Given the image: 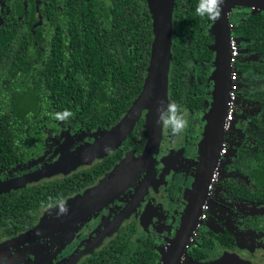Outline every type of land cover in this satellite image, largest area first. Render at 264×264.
Returning a JSON list of instances; mask_svg holds the SVG:
<instances>
[{"label":"flooded vegetation","instance_id":"1","mask_svg":"<svg viewBox=\"0 0 264 264\" xmlns=\"http://www.w3.org/2000/svg\"><path fill=\"white\" fill-rule=\"evenodd\" d=\"M92 1H106L110 5L108 0H0V30L14 14L13 27L18 31L16 41L30 43L27 48L22 44V48H25L29 58L33 57L36 64H44L47 58L56 53L70 59L78 49L86 46L90 50L91 45L87 38L81 40L77 36L75 39V32L66 18L70 15L69 9L74 6L77 9L91 7ZM131 2L134 4L126 3V9L136 8L138 0ZM49 11H56L55 17L51 14L49 17ZM150 15L153 25L151 11ZM228 17L230 37L235 39L238 47L237 57L232 60L231 56L229 59L231 89L232 72H237L236 97L231 100L230 89L225 114L232 106L234 115L229 123L224 122L220 151L212 167L208 168L211 139L206 140L204 147L206 137L202 135L203 132L206 134L210 125L214 130L219 109L221 73L217 75L218 53L215 48H220L221 44L215 37L218 20L207 18V33L211 36L213 32L214 38L211 44L214 46L213 58L204 65L198 61H189L188 66L194 72L192 76L196 77L190 83L191 87L187 88L191 98L176 100L186 114L189 122L187 129L174 135L171 129L163 127L160 149L152 168L144 169L134 183L99 210L97 214H101L102 218L95 224L97 228L89 232L81 231L78 235L80 241L77 243L67 241L71 237L68 232L73 231L68 229L54 235L29 234L34 233L46 211L52 212L59 203L95 186L130 151L135 149L138 156L143 152L146 144L144 124L137 127L139 121L145 119L146 110L121 145L103 158H96L91 164L67 174L61 172L1 190L0 264H128L139 260L147 262L138 258L141 251L148 250L157 254L148 264H166L192 216L186 245L177 264H211L224 254L233 255L246 263L264 264V181L252 173L250 159H244L248 155L245 150L252 149L254 144L259 146L264 143L257 138L258 134H262L261 138H264V130L260 126L264 114V38L258 39L264 35V10L236 5ZM174 22L173 11V29ZM113 25L116 28L115 40L106 45L100 42L96 45L102 58L107 61L111 58L118 60V69L121 71L126 63H122L121 59L124 49L129 50L127 54L133 52V46H136L139 39V28L137 23L127 24L123 36L121 19L113 20ZM82 26L86 28L88 24L82 21ZM237 29L244 31L247 36L235 35ZM79 54L81 55L80 50ZM201 66L205 69L196 73V67ZM221 67L220 64V71ZM20 101L24 105L25 100ZM128 110L114 124H109L103 118L91 127H85L78 117L63 121L57 118L58 113L42 117L32 139L29 137L28 140V134L25 133L22 136L25 141H21V135L15 134L17 139L6 141L9 145L0 147V169L11 170L10 174L0 175V184L14 182L41 170L44 167L42 164L27 168L46 147V139L49 137L50 141L54 140V135L63 124L74 133L86 132L84 142L92 144L95 143L97 134L105 132L106 135L123 119ZM48 122L51 125L55 122V125L43 127ZM249 128L250 133H244ZM119 148L124 150L122 158L110 168L106 167L107 170L93 183L73 191L74 180L70 179L67 182L70 187L60 188L59 184L63 179L104 163L105 158ZM253 151L254 149L251 150V155ZM130 169L126 168L122 175H126ZM255 171L254 166L253 172ZM122 175L119 178H123ZM60 189L61 192L70 194L58 197ZM33 192L36 194L31 200L36 203L29 209L32 222L28 223L26 219L20 221L17 218H21L22 214L11 199ZM96 216L93 215L92 218L95 219ZM65 234L69 236L64 237ZM145 244L149 247L142 250Z\"/></svg>","mask_w":264,"mask_h":264},{"label":"trees","instance_id":"2","mask_svg":"<svg viewBox=\"0 0 264 264\" xmlns=\"http://www.w3.org/2000/svg\"><path fill=\"white\" fill-rule=\"evenodd\" d=\"M108 1L110 5L106 1L105 3L92 1L91 7L77 9L78 7L74 6L69 9L70 15L66 18L75 32V39L77 36L81 40L87 38L91 45L90 50L86 46L80 47L81 49H78L76 55L70 59L56 53L47 58L44 64H36L33 57L29 58L25 48H22V44L27 48L30 43L16 41L18 31L16 32L13 27L14 14L12 19L7 21V25L1 28L0 147L9 145L6 141L17 139L14 137L15 134H20L22 138L26 133L28 140L29 137L32 139L42 117H48L49 113L63 115L67 110L72 113L67 118L78 117L77 119L81 120L85 127H91L103 118H106L109 124H114L133 105L143 88L150 59L153 25L148 1L138 0L135 9H126V3L134 4L131 0ZM198 3L199 0L174 2L175 26L169 77V103L178 104L179 100L191 98L187 88L191 87L190 83H193L196 77L192 76L194 72L188 66L189 61H198L204 65L213 58L214 46L211 45L214 39L213 32L211 36L207 33L209 28L206 23L207 17L196 14ZM50 14L55 17L56 11H49V17ZM119 18L123 36L127 24L137 23L139 28V39L136 46H133V52L127 54L129 50L124 49L121 59L122 63H126L121 71L118 69V60L111 58L107 61L102 58L96 45L99 42L106 45L115 40L116 28L113 20ZM82 21H85L88 27L84 28ZM235 35L247 36L239 29L236 30ZM263 38L264 35L258 39ZM196 68V73L205 69L203 66ZM201 77L204 78L203 75ZM20 99L25 100L24 105ZM32 100L34 103H31ZM25 109L32 110L33 113H24ZM262 120L260 126L261 130H264V114ZM145 121V119L140 120L137 128L145 124ZM248 130L250 128L244 133H250ZM261 136L262 134H258L257 138L264 141ZM21 141H25V138ZM252 149L254 151L251 155ZM252 149L244 151L248 153L247 158L244 159H250L252 173L257 174L258 179L264 181V143L259 146L254 144ZM123 154V148H119L111 156H107L104 163L96 164L84 173H74L63 179L59 184L60 188L70 187L67 182L73 179V191L82 189L83 186L93 183L107 168L121 159ZM254 166L255 172H253ZM35 194V192L25 193L21 198L11 199L22 214V219L17 218L18 220L26 219L28 223L32 222L29 209L32 208L33 203H36L31 200ZM61 194H70V192L63 193L60 189L58 197ZM147 247L149 246L145 244L142 250ZM156 256L157 254L151 250L141 251L138 260H146L149 263L150 259L154 260ZM110 257L112 258V255ZM147 262L139 260L130 261L128 264H148Z\"/></svg>","mask_w":264,"mask_h":264},{"label":"water","instance_id":"3","mask_svg":"<svg viewBox=\"0 0 264 264\" xmlns=\"http://www.w3.org/2000/svg\"><path fill=\"white\" fill-rule=\"evenodd\" d=\"M147 1L153 19V41L150 63L143 88L123 119L85 151L60 159L55 163L44 166L37 172L18 178L14 182L2 183L0 184V191L6 188L9 189V187L24 185L30 181L51 177L61 172L67 174L82 165L91 164L96 158H103L127 137L136 122L140 119L142 112L146 110L147 114L144 124L146 144L144 150L132 164L128 165L126 158H124L95 186L55 206L52 209V213L46 217H42L34 233L29 234L30 236L36 233L42 236L54 235L58 231L76 229L81 223L96 215L99 210L117 198L125 188L135 182L144 169L148 168L149 170L154 164L155 156L160 149L164 127L161 123L157 122L158 117L160 111L166 109L169 104V75L172 60L173 11L175 1ZM236 5L250 6L264 10V0H224L221 6L222 13L218 19L217 27H215V37L217 42L221 44L220 48H215L218 53L217 75L221 73V92L214 130L212 125H210L206 132L212 137V144H209L210 157L208 168L212 167L216 160L224 135V122L227 117V113L225 114V106L231 89V67L229 60L231 57V34L228 14ZM220 64L222 66L221 71ZM217 93L218 89H216L215 96H217ZM128 167L131 168L130 171L123 176V170ZM120 173L123 178H119L121 176L119 175ZM61 205L66 207V213L60 212ZM192 221L193 216L182 233L173 253L168 257L166 264H177L186 245V239ZM211 264L250 263L243 262L233 255L224 254V256Z\"/></svg>","mask_w":264,"mask_h":264},{"label":"rangeland","instance_id":"4","mask_svg":"<svg viewBox=\"0 0 264 264\" xmlns=\"http://www.w3.org/2000/svg\"><path fill=\"white\" fill-rule=\"evenodd\" d=\"M31 103H34L33 100ZM25 112L33 113V111L29 110V109H25L24 113ZM146 114H147V111H146ZM146 114H145V117H146ZM59 122H62V121H59ZM62 124H63V122H62ZM52 125H55V122H53ZM52 125H51V122H48L43 127L52 126ZM59 125L61 126V124H59ZM41 131H43V130H41ZM85 133L86 132L74 133L72 130L66 128L63 124V127H61L60 131L56 135H54V137H56L54 140L50 141L49 137L46 139V145H45L46 147L42 150V152L39 154V156L37 158L33 159L32 163L28 166L27 169L34 167L36 164H42L43 166H45V165L47 166L49 164H52V162H54L55 160L59 161L60 159L73 156V155H75L81 151H85L90 145L94 144V143L91 144L89 142H84L86 140V136H87V134H85ZM104 134H105V132H101V133L97 134L95 136V142L98 139L102 138ZM202 137H206L204 147H205V144L207 141H209L210 139L212 141V138H210V136L207 133L205 134L203 132ZM125 139L126 138H124L123 140H125ZM144 139L146 140L145 129H144ZM122 141H121V143H122ZM81 142H84V143L80 144ZM121 143L119 145H121ZM137 157H138V155H136L135 149L130 151L126 155V161H127L128 165L132 164V162H134ZM82 166H84V165H82ZM6 173L10 174L11 170H8V168L0 169V175L6 174ZM121 173L119 175H121ZM50 213H52V212L46 211L44 217L48 216ZM96 215H95L96 216L95 219L91 217L90 219L81 223L76 229H73V231L68 232V233H71V237H70V239L68 238L69 240H67V241L68 242L72 241L74 243H77L80 241V238H78V235L81 231L85 230L86 232H89L91 230H95V228H97V226L95 224H97V222H99V219L102 218L101 214H96ZM67 236H69V234L64 235V237H67ZM64 246L65 245H63V247Z\"/></svg>","mask_w":264,"mask_h":264},{"label":"clouds","instance_id":"5","mask_svg":"<svg viewBox=\"0 0 264 264\" xmlns=\"http://www.w3.org/2000/svg\"><path fill=\"white\" fill-rule=\"evenodd\" d=\"M223 2L224 0H199L196 14L201 17H207L209 20H218L222 13L221 6ZM71 115L72 113L66 110L63 115L57 114V118L63 121ZM157 122L171 129L174 135L183 133L189 126L186 114L182 112L180 105L174 102L169 103L166 109L160 111ZM66 211V207L61 205L60 212L66 213Z\"/></svg>","mask_w":264,"mask_h":264},{"label":"built area","instance_id":"6","mask_svg":"<svg viewBox=\"0 0 264 264\" xmlns=\"http://www.w3.org/2000/svg\"><path fill=\"white\" fill-rule=\"evenodd\" d=\"M230 47H231L232 60H234L238 54V47H237V43H236L235 39H233V38L231 39ZM236 77H237V72L233 71L232 72L233 88L231 89V93H230L231 100L235 99V97H236V91H235L236 85H237V83H236L237 78ZM233 115H234V111H233L232 106H230L228 109V113H227V117H226L225 122L229 123L232 120ZM223 153H225V149H223Z\"/></svg>","mask_w":264,"mask_h":264}]
</instances>
